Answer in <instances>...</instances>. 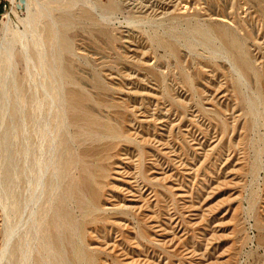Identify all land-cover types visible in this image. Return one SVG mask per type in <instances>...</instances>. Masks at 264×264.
Wrapping results in <instances>:
<instances>
[{
	"label": "rangeland",
	"instance_id": "1",
	"mask_svg": "<svg viewBox=\"0 0 264 264\" xmlns=\"http://www.w3.org/2000/svg\"><path fill=\"white\" fill-rule=\"evenodd\" d=\"M45 1L0 15V264H264V0L54 2L64 99Z\"/></svg>",
	"mask_w": 264,
	"mask_h": 264
},
{
	"label": "bare ground",
	"instance_id": "2",
	"mask_svg": "<svg viewBox=\"0 0 264 264\" xmlns=\"http://www.w3.org/2000/svg\"><path fill=\"white\" fill-rule=\"evenodd\" d=\"M58 1H60V0H47V1L42 2V3L38 2V4H39L38 11L36 13L28 16L27 19H25V21L30 26L33 25V28L32 27H30V28L34 29L32 31L35 32L37 30V25H38L39 21L41 20V17L44 16V15H48L49 16V20L47 22H45L43 27H42V32L38 33V37L39 38H38V41L36 43H38L39 45H45L46 46V49H42L40 51V53H38V59H41L43 62H50L49 65L54 69L53 72L51 71V74L53 75V73H57V77L59 79L58 82H57L56 87L53 89L52 92H53V94L56 97H61L62 99H64V96L67 94L66 91H65V86L64 85L66 83V80L68 79V74H67L65 61H64V53L69 50L70 46H69V42H68V39H67L66 35L64 33H61L60 31L62 29L67 28L68 26L71 25L72 16L69 15L70 13H66L63 16H60L58 18H55L52 15H50V11L53 9L51 4H53L54 2H58ZM75 2H76V0H71V3H69V5L67 7H64V8L65 9L68 8V7L70 8L72 5L75 4ZM61 4H62V2H61ZM108 7H109V9L113 8L114 7V3H112ZM63 13H65V12H63ZM84 13L85 14L87 13L89 15V12H84ZM1 24H2L3 32H8V31H12L13 32V34H14L13 39L14 40H16L18 38L21 39L25 35V32L16 31L15 29H13V27L11 26V19H10V16L8 14L4 16V18L1 21ZM8 49H9V47H8ZM49 88H51V87H49ZM84 98H85V96L83 95V93L82 92H78L73 97V102H74V104H77L78 101L80 102ZM65 113L66 112H64V114ZM75 116L77 117V115H75ZM64 124H65V122H64ZM64 156H65L64 154H62V155L59 154L58 160H57V168H56V170H57V175L59 177V180H60V178L62 177V175L64 173V170H65V167H66V164H67L68 160H70V156L69 155H67L66 157H64ZM49 201H50V199H49ZM56 215H57V213H56ZM36 244H37V242H36ZM62 250H64V249H62Z\"/></svg>",
	"mask_w": 264,
	"mask_h": 264
},
{
	"label": "crops",
	"instance_id": "3",
	"mask_svg": "<svg viewBox=\"0 0 264 264\" xmlns=\"http://www.w3.org/2000/svg\"><path fill=\"white\" fill-rule=\"evenodd\" d=\"M7 3V0H0V15L4 12L3 5Z\"/></svg>",
	"mask_w": 264,
	"mask_h": 264
},
{
	"label": "built area",
	"instance_id": "4",
	"mask_svg": "<svg viewBox=\"0 0 264 264\" xmlns=\"http://www.w3.org/2000/svg\"><path fill=\"white\" fill-rule=\"evenodd\" d=\"M8 10V3L3 5V11L6 12Z\"/></svg>",
	"mask_w": 264,
	"mask_h": 264
}]
</instances>
